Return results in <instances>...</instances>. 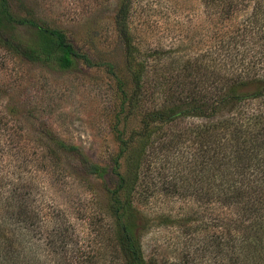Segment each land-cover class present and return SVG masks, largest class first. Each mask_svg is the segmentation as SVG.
<instances>
[{"label": "trees", "instance_id": "obj_1", "mask_svg": "<svg viewBox=\"0 0 264 264\" xmlns=\"http://www.w3.org/2000/svg\"><path fill=\"white\" fill-rule=\"evenodd\" d=\"M132 1L123 0L116 14L135 65L130 91L115 64L109 63L123 94L113 125L118 152L113 157L111 173L116 183L108 207L116 255H121L125 264H160L146 256L142 243L147 222L141 202L155 193L146 178L155 162L159 169L168 163L171 169L177 166L178 180L163 174L168 190L179 194L190 190L200 200L219 205V214L211 218V224L220 230L212 233L205 246L212 248L216 260L221 256V264H264V0H212L221 19L232 20L241 10L246 17L230 32H217L219 45L209 50V58H189L171 75L149 68L147 59L137 58L129 28ZM20 25L29 28V39L18 33ZM0 46L33 62L62 69L79 60L93 63L88 52L75 46L67 29L18 15L10 0H0ZM158 91L164 95L163 102L159 107H146L149 96ZM131 110L138 114L139 122L126 131L124 115ZM12 115L17 116L10 107L5 115L0 114V124ZM17 132L5 131L12 148ZM39 141L58 167L65 154L79 153L89 186L91 177L105 178L110 171L62 138L48 136ZM164 152L171 153L170 157ZM0 175V264H47L48 259H43L46 247H50L48 255L51 253L54 264H80L78 242L67 227L70 222L62 208L53 207V216L62 221L57 222L56 239L52 240L55 237H50V232L46 235V228L42 231L44 215L34 203L37 195L29 177L18 171ZM5 178H11L10 184L1 183ZM184 221L191 226L193 219Z\"/></svg>", "mask_w": 264, "mask_h": 264}, {"label": "rangeland", "instance_id": "obj_2", "mask_svg": "<svg viewBox=\"0 0 264 264\" xmlns=\"http://www.w3.org/2000/svg\"><path fill=\"white\" fill-rule=\"evenodd\" d=\"M122 1L10 0L18 15L67 29L75 46L88 52L93 63L79 60L73 67L62 69L33 62L0 46V114L5 115L11 107L17 115L4 118L0 124V174L18 171L29 177L37 195L34 203L44 215L42 231L45 233L46 228L50 237H55L57 222L62 221L53 216V207L62 208L70 222L67 227L78 242L80 264H125L115 252L113 217L108 208L116 183L111 173L113 157L118 152L113 125L123 99L109 63L115 64L129 91L135 66L116 23ZM214 5L212 0H133L129 28L137 58L147 59L149 68H160L167 75L175 74L189 58H209V50L219 45L217 32H230L246 17L241 10L232 20H223L219 17L222 14H215L220 9ZM17 31L24 39L32 35L27 26L20 25ZM155 94L149 96L146 107H159L163 102V93ZM138 120V114L131 110L125 113L122 126L130 131ZM5 131L17 132L15 147L6 140ZM48 136L77 145L89 160L108 166L109 173L105 178L91 177L89 186L83 178L79 153L65 154L58 167L39 141ZM152 164L146 178L155 193L141 202L147 222L142 237L146 256L160 264H221V256L216 260L212 248L205 247L212 233L220 230L211 224V218L219 214V205L200 200L190 190L185 194L168 190L170 185L163 182V174L178 180L177 166L171 169L168 163L159 169L161 166ZM10 180L5 178L1 183L10 184ZM184 218H192V225ZM49 248L43 259L54 264Z\"/></svg>", "mask_w": 264, "mask_h": 264}]
</instances>
